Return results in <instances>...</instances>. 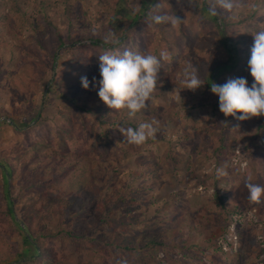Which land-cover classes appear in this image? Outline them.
Listing matches in <instances>:
<instances>
[{"label": "rangeland", "instance_id": "374dc122", "mask_svg": "<svg viewBox=\"0 0 264 264\" xmlns=\"http://www.w3.org/2000/svg\"><path fill=\"white\" fill-rule=\"evenodd\" d=\"M137 2L138 0L122 1L117 10H124L134 4L140 12L141 6L135 4ZM189 2L195 3L198 0ZM84 9L89 15L102 11L98 1L94 4L87 1ZM190 11L187 12L188 15ZM204 15L208 18L206 13ZM61 19L63 23L68 22L65 15ZM6 22L7 24L0 26V198H3L0 206L5 204L9 207L12 221L9 226L0 216V264H14L16 259L33 264L29 256L38 253L26 238L27 223L32 226L34 236L40 239L50 238L47 241L53 244L52 249L57 253L58 242H66L55 237L61 232V228L48 212L53 203L61 199L58 193L48 190L42 184L53 169L60 167L67 169L69 173L75 170L74 175L86 179L91 187H97L100 196L123 191L130 193L131 199H136L132 203L129 201L117 205L106 215L93 209L87 215V221L95 220L99 223L89 233L94 240L85 246L86 250L91 249L96 255L103 250L97 242L102 234L120 232L127 242L139 245L142 243L140 237L152 233L160 237L161 242L170 239L169 243L172 242L173 245L137 249L132 260L125 259L128 257L125 254L118 262L264 264V197L259 203L250 202L246 187L248 183L264 186V171L261 172L259 164L264 165V130L257 129V117L243 121L234 132L232 147L217 140V131L211 132L209 125L218 123L220 115H213L210 107L217 96L211 92L204 95L203 92L206 83L207 87L210 86L209 82L216 83V77L209 76V80L203 81V86L196 90H187L181 84L189 65L196 69L193 62L203 61L207 52L198 55L191 50L182 58L173 60L175 62L170 57L161 62L157 88L147 102V112L140 117L141 123L156 122L157 132L154 137L141 146L130 145L126 141L116 143L109 150L110 154L106 159H94L91 156L89 159H79L76 153L80 142L75 143L68 137H57L55 140L54 128L51 129L50 124L40 125L52 117L54 111L71 109L66 105L68 101L62 96L61 88L51 86L49 77L41 84L39 91L29 83L28 80L33 79L38 70V64L27 55L28 46L23 45L31 34L18 14H8ZM152 27L148 23L145 28L153 34L150 43L154 47L156 30ZM138 32L145 38L144 29H139ZM93 34L98 35V32L94 31ZM203 35L200 34V37ZM127 47L120 51L132 50L131 46ZM85 54L89 52L80 49H73L68 53L62 51L55 66H60L65 61L76 67L84 63L81 57ZM215 56L222 61L226 60V46H219ZM32 64L37 67L36 72H32L30 79H23L21 67ZM229 65L220 70L226 76L224 82L231 78L245 77L251 85L252 79H249L245 65L239 68L235 64ZM86 71L100 73V67L94 65L93 68L87 67ZM162 86L169 89L164 91ZM98 90L99 87L94 88L93 84H89L88 91L96 93ZM43 102L44 117L39 121L40 124L36 121L24 123L22 119L26 118L32 104L37 112L43 108ZM86 118L82 122L93 132L92 137H87L88 144L96 143L99 141L98 134L105 132L100 127L92 128V116ZM237 121L232 117L233 123ZM119 134L125 139L121 132ZM109 139H113L112 135ZM52 147L53 152L50 151ZM67 147L68 150H65ZM211 147L218 149V154L211 153ZM82 158H86V155ZM41 160L43 163L40 166L38 163ZM25 162L28 163L27 166L22 167ZM7 163L14 166V170ZM218 167H223L227 175L217 178ZM19 174L22 176L19 177ZM216 195L223 198L224 208L219 205ZM166 201L169 208L162 212ZM120 213L123 225L108 226L100 223L104 216L114 218ZM86 224L89 225L88 222ZM19 230L21 234H17L16 231ZM40 241L47 247L51 246L44 239ZM190 244L192 248L189 250ZM40 264H49V260L45 259Z\"/></svg>", "mask_w": 264, "mask_h": 264}, {"label": "trees", "instance_id": "16d2710c", "mask_svg": "<svg viewBox=\"0 0 264 264\" xmlns=\"http://www.w3.org/2000/svg\"><path fill=\"white\" fill-rule=\"evenodd\" d=\"M87 1L91 4L98 1L102 11L98 14L89 15L88 11L84 9ZM122 1L125 0H0V26L7 24L8 14H18L31 34L28 35L23 45L28 46L27 55L32 58L34 63L38 64V70L34 64L22 66L23 79H30L32 72L37 70L34 78L28 81L39 91L41 84L49 77L48 82L51 86L61 88L62 96H65L68 101L66 105L71 109V111L56 110L52 117L40 124L39 121L44 117L42 110L45 102L42 104L43 108L37 112L35 111V105L32 104L29 113L22 121L24 123L36 121L42 126L50 124V128H54L55 140L58 139L57 137H68L75 143L80 142L81 145L76 153L79 159H89L90 156L94 159H106L110 154L109 150L116 143L124 142L119 134V128H136L141 123L140 117L148 110L147 106L146 109L134 117H129L124 110L114 114L116 110L108 108L99 99L98 91L91 93V91L82 87L81 77H87L89 84H93L94 88L99 87L100 73L87 72L86 68L99 65L100 62L97 59L103 51L106 49L120 51L123 47L126 49L127 46H131L132 50L141 53L146 51L148 54L157 57H159L161 51H166L172 61L182 58L185 53L188 54L191 50H194L198 55L207 52V57L203 61L193 62V66L196 67L202 81L207 82L209 76H211L216 77V84H223L226 76L221 74L220 70L225 65L235 64L237 68L245 65V71L250 75L248 60L254 43L253 34L258 30H264V0H234L235 7L232 10L218 9L220 15L217 16L210 15L208 11L212 0H198L195 3H190L189 0H138L135 4L141 6L140 12L133 6L134 4L124 10H117L119 3ZM28 6H30V9ZM188 11H190L189 15L187 14ZM205 13L208 18L204 15ZM63 15L68 17L67 23H63L61 19ZM155 15L178 17L180 22L175 25L170 22L155 24L152 20ZM18 22L20 21L18 20ZM148 23L156 30V44L154 47L150 43L153 34L145 28ZM139 29L145 30V38L139 35ZM94 31L98 32V35H94ZM109 33L114 34L112 37L115 41L114 44L105 43V37ZM200 34L204 35L200 37ZM136 42H138V45H135ZM77 45L79 47H76ZM221 45L226 46L228 50V57L224 61L215 56L216 50ZM73 49L89 52V54L81 57L85 64L80 63L75 67L63 61L61 64L63 66H55L56 59L62 51L68 53ZM167 59L161 58V62ZM48 60L51 61L48 62ZM47 62L50 64L48 65ZM249 79L251 80L252 77L249 76ZM211 83L209 82V84ZM251 83L252 81H250ZM207 84L205 85L207 90L205 89L206 91L203 92L204 95H209V92H211L210 86L207 87ZM163 86L161 88L164 91L169 89H164ZM210 107L213 115H220L218 116V123L213 122L209 125V129L211 132H218L217 140L220 143L232 147L234 132L236 128H239L237 125H241L243 121L233 123L231 116L225 117L219 111L218 97L214 99ZM89 116L94 119L92 128L100 127L105 132L101 131L98 134V142L90 144H88L87 137L93 136L92 129H89L82 122L86 121V117ZM257 129L264 130V117H257ZM111 135L113 139H109ZM59 142L61 143V141ZM51 150H53V147ZM65 150H68V147ZM217 150L214 147L210 148L213 154H218ZM83 155H86V158H82ZM42 160L38 163L40 166L43 163ZM85 162L87 163L86 160ZM7 164L14 170V166L10 163ZM27 164V162L23 163L22 167H26ZM259 164L262 168H260L261 172L264 171V165ZM0 167L2 168V165ZM52 171L49 177L43 179L42 184L47 186L48 190L58 193L57 195L61 199H57L48 212L50 216H53L55 224L61 228V232H58L55 237L59 241L66 240V242H58L56 245V248H58L57 253L52 249L53 244L47 241L50 238H41L51 244L50 247H47L40 241L39 237L34 236L32 226L27 223L26 238L30 240L31 246L38 253L29 256L31 263L40 264L47 259L49 264H123L119 263L118 259L120 260L123 255L127 254L128 257L125 259L132 260L137 249L147 250L150 247L156 249L173 245L172 242L169 243L170 239L167 242H161L160 237L152 233L140 237L141 244L133 245L131 241L127 242L124 236L121 235L122 233L119 232L117 234H102L98 239L96 237L99 245L103 247V250L99 251V255L92 253L91 249L86 250L85 246H88L94 240L89 233L95 230L99 224L95 220L87 221V215L91 210L106 215L108 212L113 211L117 205L129 201L132 203L136 199H131L129 197L130 193L126 194L123 191L100 196L98 195L100 190L97 187H91L86 179L74 175L75 170L69 173L70 171L60 167ZM32 172L35 173L34 170ZM21 176L22 174H19V177ZM216 199L219 205L224 208L223 198L216 195ZM0 201L2 202L3 198H0ZM168 208L166 201L163 204L162 212H165ZM121 214H117L114 218L104 216L100 223H106L108 226L113 224L123 225V220H120L122 218ZM0 216L11 226L12 214L7 205L0 206ZM178 221L183 222L182 220ZM87 222L89 223L88 226ZM16 232L21 234L20 230ZM191 248L192 244L189 245L188 249ZM17 256L24 258L22 255ZM4 261L7 262V260ZM14 264L26 263L16 259Z\"/></svg>", "mask_w": 264, "mask_h": 264}, {"label": "clouds", "instance_id": "9594fccd", "mask_svg": "<svg viewBox=\"0 0 264 264\" xmlns=\"http://www.w3.org/2000/svg\"><path fill=\"white\" fill-rule=\"evenodd\" d=\"M234 7V0H212L208 11L210 15L217 16L220 15L218 9L230 11ZM152 20L155 24L170 22L175 25L180 22L178 17L167 15H155ZM113 35L109 33L105 37L106 44L115 43ZM253 35L254 43L248 60L251 85L245 77L231 78L223 84H210L211 92L218 97L219 111L225 117L231 116L238 121L264 117V30H258ZM98 58L101 77L99 99L108 108L116 110L114 114L124 110L129 117H134L146 109L147 102L157 88L161 58L167 59L168 53L161 51L157 57L133 50L121 52L106 49ZM81 84L84 89H88L87 77H81ZM181 84L187 90H196L203 86V81L197 70L189 65ZM119 131L128 144L141 146L155 136L157 127L156 122L152 121L140 123L136 128L120 127ZM216 175L220 178L227 173L223 167H218ZM246 187L249 201L259 203L264 197V186L248 183Z\"/></svg>", "mask_w": 264, "mask_h": 264}]
</instances>
